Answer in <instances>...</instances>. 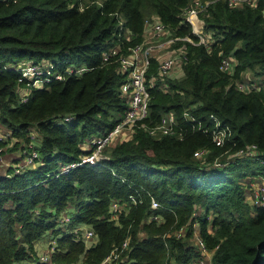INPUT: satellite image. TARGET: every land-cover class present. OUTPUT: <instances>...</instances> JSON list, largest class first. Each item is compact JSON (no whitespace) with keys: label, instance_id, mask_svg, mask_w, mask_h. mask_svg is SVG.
Listing matches in <instances>:
<instances>
[{"label":"trees","instance_id":"16d2710c","mask_svg":"<svg viewBox=\"0 0 264 264\" xmlns=\"http://www.w3.org/2000/svg\"><path fill=\"white\" fill-rule=\"evenodd\" d=\"M193 1L0 0V124L21 148H29L33 133L38 152L35 168L0 173V264L35 259L33 240L46 229L56 244L48 260L36 264L78 259L99 264L124 238L120 254L128 264H187L197 254L189 239L193 219L212 250L211 264H264V206L250 201L245 179L264 178V0L238 5L199 0L207 45L197 42L183 17ZM151 16L172 35L189 39L173 41L181 45L177 76L156 75L157 59L148 57L145 75L154 77L146 86L147 114L141 121L150 124L171 111L181 136H155L137 125L126 138L105 146L102 158L79 161L91 149L86 142L104 135L126 107L119 88L124 74L114 58L142 41ZM228 55L234 60L230 72L218 68ZM24 59L50 62L48 78L25 85L17 69ZM244 70L255 76L250 80L256 88L236 86ZM209 114L231 128L223 146L211 140ZM196 121L199 128L192 127ZM246 143L263 152L211 164L223 148L233 151ZM199 147L208 149L201 158L192 154ZM70 161L79 162L58 169ZM151 196L156 208L149 207ZM111 198L123 202L116 220L109 217ZM67 205L73 207L68 227L89 224L97 237L93 245L86 247L59 227L57 215ZM150 212L159 218L148 219ZM181 224L186 227L176 236Z\"/></svg>","mask_w":264,"mask_h":264},{"label":"built area","instance_id":"2783aa9c","mask_svg":"<svg viewBox=\"0 0 264 264\" xmlns=\"http://www.w3.org/2000/svg\"><path fill=\"white\" fill-rule=\"evenodd\" d=\"M242 1L252 4L255 0H227L229 5H238ZM99 2V1H98ZM207 1H205L206 3ZM201 9V3L199 0H194L193 4L185 7L183 9V17L187 20L191 26V30L197 36V42H202L207 45L210 35L208 32L203 30V19L198 16V11ZM193 17L195 22H193ZM145 31V37L143 36L142 41L138 42L129 47V51L124 54H118L115 60H117V69L119 72L124 74V80L120 83V91L126 96V107L120 116V118L111 126V128L104 135H93L87 143L91 144V149L88 152L82 153L79 161H90L93 162L104 156L103 148L105 146L111 145L112 143L118 141L121 138H126L130 135H124V130H133L135 126H143L146 131L152 135L158 136L161 134H177L181 136V128L177 125V120L174 114L171 111H167L159 116V118L153 123L146 124L141 119L147 114V83H153L154 75H151L146 78L145 71L148 64V56L146 51L150 48L151 40L155 36H164L166 41H174L176 38H187L188 36H178L172 35L170 30L156 17L151 16V18L145 20L143 25V32ZM145 41H149L145 43ZM159 44V42H157ZM181 45L175 47V49H169L163 55L156 57L157 65L155 74L164 75L168 74L170 68L173 66L175 60L177 59L181 63V58L178 55L180 52ZM116 49L112 48L111 52H115ZM176 53V54H175ZM105 54V53H104ZM232 56H222L218 62V68L230 72L232 68L230 67V59ZM233 58V57H232ZM234 61V60H233ZM234 64V63H233ZM181 65V64H180ZM49 67L51 63L48 61H42L41 63L26 61L21 64H17V69L20 72V76H23L27 79L25 85H39L41 81L48 78ZM54 76L59 77V74ZM243 77V76H242ZM236 86L241 90H248L251 88H256L255 84L248 78V76L243 77L241 80L236 82ZM160 87L164 88V84L160 83ZM26 91H24L25 93ZM22 92L21 99L25 98V94ZM184 115L188 118L192 116L186 111L183 112ZM212 118V128L210 129V137L212 142L217 146H223L229 139H231V128L227 123H223L213 114H209ZM192 127L199 128L200 123L196 121L193 123ZM33 133L30 134V141L28 142L29 148H21V151L24 156L23 162L14 161L10 163L12 172L20 171L25 165H29L34 162V158L38 156L37 149L34 148V139ZM12 137L9 130H1L0 127V152L6 147L2 146L1 142L7 141L8 138ZM11 143V142H10ZM7 145V144H4ZM230 147H225L221 150L218 155H215L211 164L214 166H222L233 161L236 157H251L259 154L260 152L254 143H246L242 147L235 148L233 151L229 150ZM208 149L206 147H199L193 150V156L201 158L207 153ZM0 155V161H1ZM79 161H70L62 163L58 169L65 170L68 167L78 163ZM8 175L9 173L4 170L0 172ZM246 179V178H245ZM247 192L250 201L254 205L264 206V178L261 175L247 177ZM128 197L131 201H134L132 193L128 194ZM123 202L118 198H111L109 200L108 210L109 217L116 220L118 213L124 209ZM158 201L154 197L149 198V207L156 208L158 206ZM197 214V210L192 212V215ZM148 219H158L159 215L154 212H150L147 215ZM67 221V222H65ZM57 222L59 227L67 228L73 233L76 237L81 239L84 242V239L91 238L92 236L96 237V233L89 226L85 229L82 235H79L78 229L75 225L68 227L70 222V216L62 213L57 216ZM65 222V223H64ZM84 223V222H82ZM87 224V223H86ZM197 222L193 219L191 222L192 232L189 239L194 243L197 254L191 258L187 264H211V255L212 250L205 246L203 239L198 234ZM89 225V224H87ZM186 224H181L175 231V235L179 236L185 229ZM47 243L46 251H43L37 256L38 261L46 262L49 258V253L54 249L56 244V237L54 235L50 236ZM96 241V239H95ZM91 243L93 245L95 243ZM127 238H124L119 245H114L109 250V252L102 258L99 264H112L114 262L128 261L125 259V254H120L123 248H126ZM85 245V244H84ZM89 245V246H90ZM86 246V245H85ZM87 247V246H86ZM79 264L81 260L79 259ZM13 264H22L21 262H14Z\"/></svg>","mask_w":264,"mask_h":264},{"label":"crops","instance_id":"0c3cea01","mask_svg":"<svg viewBox=\"0 0 264 264\" xmlns=\"http://www.w3.org/2000/svg\"><path fill=\"white\" fill-rule=\"evenodd\" d=\"M145 37V31L142 32V37ZM155 39L152 38L151 40V46L154 47L155 50H163L162 52L160 53H151L150 56H153V57H158V56H161L163 55L167 50L166 48L169 46V44H171V42L173 43V41H166L165 38L164 40H162L161 42H159V44L157 42L154 41ZM149 41H145V43L149 42ZM176 54V53H175ZM178 55L180 56V52H178ZM181 72V67H180V62L176 59L173 66L170 68L169 72L167 75H179ZM5 130H8L6 128H4ZM9 141H7L5 143V141H3V143L1 142L2 146H7V145H11L10 148H12L10 151H2L3 154L1 155V161H0V172H4V170H6L7 167H10V163L11 162H14V161H20V162H23V153L21 151V145L20 143H16L18 140L17 138L15 137H10L8 138ZM87 143V142H86ZM4 144H7V145H4ZM87 145V144H86ZM88 146V145H87ZM6 150V148L4 149ZM5 154V155H4ZM24 167H31V168H35L34 166V162L33 163H30L29 165H25ZM68 206V205H67ZM51 232V231H50ZM51 236H52V233H51ZM40 236L36 237L34 240H33V248H34V251H35V255L38 256L40 253H42L43 251H46L47 249V243H48V239L43 237V238H39ZM210 255H211V252H210ZM36 261H38L37 257L32 258H28L26 260H24L25 264H36Z\"/></svg>","mask_w":264,"mask_h":264},{"label":"rangeland","instance_id":"374dc122","mask_svg":"<svg viewBox=\"0 0 264 264\" xmlns=\"http://www.w3.org/2000/svg\"><path fill=\"white\" fill-rule=\"evenodd\" d=\"M92 1H95V2H98V1H100V0H92ZM124 34H128V32L127 31H124ZM155 40V42H161L162 40H164V36H162V35H160V36H155V37H153ZM177 46H179V45H177ZM177 46H175L174 45V42L172 43L171 42V44H169V46L166 48V50H167V52H168V50L169 49H175V47H177ZM163 50L161 49V50H155L154 49V47L153 46H150V48L146 51V54L149 56V55H151V53H160V52H162ZM159 57V56H158ZM25 60V59H24ZM24 60H21L22 61V63L23 62H25ZM233 63H234V61H233V58L231 57V59H230V67L232 68V66H233ZM242 76L243 77H245V76H248V78L249 79H253L255 76L252 74V72L251 71H248V70H244L243 72H242ZM253 80H255V79H253ZM0 127H1V130L3 131L4 130V126L3 125H1L0 124ZM131 131H133V130H130V131H128V130H124V135L126 136V135H128ZM131 134V133H130ZM129 136V135H128ZM11 145L12 144H10V145H7L5 148H6V150H2L3 152L4 151H10L12 148H10L11 147ZM0 152V155H2L3 154V152ZM5 155V154H4ZM38 165V161H34V166H37ZM9 174L10 173H12V171L11 172H8ZM254 176H257V175H254ZM248 178H249V176H248ZM246 179H247V177H246ZM200 211H201V209H200ZM73 212V207L71 206V205H68V206H66V207H64L59 213H58V215H61L62 213H64V214H66L67 216H70L71 215V213ZM57 215V216H58ZM65 222H67V221H65ZM64 222V223H65ZM73 225H75V227L78 229V233H79V235H82L83 233H84V231H85V229L86 228H88L89 227V225H87L86 223H74ZM50 236H51V232H50V230L49 229H46V230H44L42 233H41V235H40V237L39 238H43V237H45V238H50ZM95 236H92L91 238H87V239H84V244L86 245V246H89L91 243H93L94 241H95ZM79 259L78 260H76V261H74V262H71V263H69V264H79ZM112 264H128V261H122V262H114V263H112Z\"/></svg>","mask_w":264,"mask_h":264},{"label":"bare ground","instance_id":"6f19581e","mask_svg":"<svg viewBox=\"0 0 264 264\" xmlns=\"http://www.w3.org/2000/svg\"><path fill=\"white\" fill-rule=\"evenodd\" d=\"M193 22H195V19H194V17H193Z\"/></svg>","mask_w":264,"mask_h":264}]
</instances>
